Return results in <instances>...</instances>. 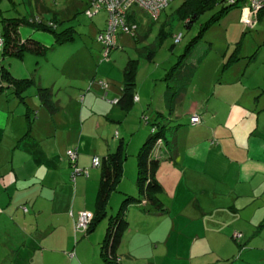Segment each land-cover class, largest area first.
<instances>
[{"label":"crops","instance_id":"1","mask_svg":"<svg viewBox=\"0 0 264 264\" xmlns=\"http://www.w3.org/2000/svg\"><path fill=\"white\" fill-rule=\"evenodd\" d=\"M242 10L241 22L252 29L264 19L263 14L251 15L247 7ZM245 11L249 14L244 22ZM35 18L58 24L56 16L50 19L46 14L28 21ZM18 20L22 21L17 27H7L15 43L33 40L46 50L57 46L53 34L43 39L26 18ZM144 48L140 58L147 61ZM258 52L241 70L234 68L236 63L230 68L224 63L218 80L209 81L207 90L197 89L193 99L189 94L194 80L178 79L189 68L187 58L179 61L183 62L181 68L176 65L168 74L167 88L156 101L155 94H143L136 84L134 102L127 109L112 102L123 95L124 70L130 60L125 66L115 67L111 62L96 66L100 80L108 82L106 90L98 77L85 94L83 86L76 88L75 81L54 82L50 89V101L56 108L53 112L36 92L27 95V91L24 102L11 89L0 94V215L11 224L4 230H17L22 237L21 249L11 251L10 262L264 264V68L260 74L261 70L252 66ZM31 54L14 57L23 62L20 73H31L25 65ZM234 58L237 62L236 54ZM152 61L154 58L148 62ZM196 67L186 75L193 76ZM9 71L19 80L26 76L18 78L12 69ZM232 74L240 77L233 79ZM30 80L37 84L35 77ZM55 83H60L58 91ZM39 84L41 88L42 79ZM146 113L148 117L142 119ZM194 115L201 118V124H191ZM142 121L147 126L143 127ZM124 125L130 126L126 129ZM139 130L143 136L127 142L126 136L132 138ZM153 130L163 135L151 153V159L158 162L156 179L163 188L158 196L161 207L144 200L128 207L124 217L128 225L115 251L118 258L109 260L103 249L111 223L119 214L114 213L116 206L111 203L115 199L121 208L126 198H141L137 156ZM121 140L127 158L118 191L113 193L103 219L89 233L76 236L79 214L87 212L93 221L98 218L102 169L93 167L92 161L114 153ZM69 150L78 153L77 167L88 171V176L75 182ZM133 155L136 162L129 163ZM235 233L243 235L240 241L234 240Z\"/></svg>","mask_w":264,"mask_h":264},{"label":"rangeland","instance_id":"2","mask_svg":"<svg viewBox=\"0 0 264 264\" xmlns=\"http://www.w3.org/2000/svg\"><path fill=\"white\" fill-rule=\"evenodd\" d=\"M186 1H172L156 21L147 13L135 9L140 24L139 36L143 40L138 42L129 35H120L118 47L111 52L108 58H104V48L98 41V35L106 27V13L101 11L94 19H89L84 14L89 9L86 0H0L1 16H3H0V37L3 39L5 38V29H3L2 18L7 21V25L12 24L14 19L24 17L29 20L28 18L32 16L42 17L44 14L50 19L56 16L59 32L67 31L70 28L75 29L77 32L75 40L66 45L54 46V48L46 50L45 54L41 56L27 55L25 65L31 70L28 75L19 72L23 68L21 60L3 56L1 50L0 65L9 70L12 69V72L18 78L23 75H26L23 79L28 80L35 77L37 84L28 90L27 95L35 92L38 94L40 79L43 80V86L41 87L43 89H51L54 82L57 81H75L77 82V85L74 84L76 88L80 87L78 85L83 86L82 94H85L92 87L95 79L102 78V75L96 74L95 68L98 64L103 65L111 62L117 67V65L125 66L131 59H139L140 69L136 78L137 87L140 86L145 95L152 96L155 94L154 101H156L167 88L165 79H168V74L172 72L176 65L179 67L183 63L182 61L179 63V61L183 59L182 55L186 53L188 45L193 39L201 36L199 44L192 54L187 57L186 62L190 64L189 68L186 69V73L182 78L178 77V79L187 80L191 78L194 80L192 83V88H194L189 94L191 99L195 98L197 89L207 90L209 81L218 80L220 71L225 68V65H229L228 68H230L233 63H236L234 68H240L241 70L251 61L257 50L259 52L252 62V66L255 71L260 69V74H262L264 68V19L252 29L241 22L242 19L240 20L243 13L242 8L246 3L239 4L237 8H233L227 13H224L225 5L220 3L203 13L191 25V28H188L179 14ZM44 9L48 11L43 13L42 10ZM245 14L244 22L248 21L249 13L245 11ZM262 14L264 15V13ZM100 28L101 31L99 32ZM26 29L28 28L26 27ZM36 33L43 39L46 36L52 37L50 33L45 31L39 30ZM180 34L183 36L182 40L179 44H176L175 37ZM157 37L166 38L159 42L156 40ZM151 45L157 48L158 53L155 55L154 61L148 62L140 58V50ZM234 54L238 57L236 58L238 63L233 61L235 59ZM195 65L197 67L194 75L187 76L186 74L190 73L191 70L194 72L193 67ZM63 69L65 72L62 73ZM232 77L236 79L240 75L235 76L232 74ZM99 80L100 78L97 81ZM59 86L60 83H55L57 91ZM80 99L79 97V102H81ZM112 104H114V101ZM145 117H148V113L142 119ZM142 125L143 127L147 126L144 121H142ZM129 126L127 125L125 128L128 129ZM141 136H143V132L139 130L132 138L126 136V140L127 142L137 140ZM132 147L134 146L132 145ZM129 153L135 154L133 151H129ZM131 160L132 163L133 161L136 162L134 155L129 159V163ZM129 163L127 165L128 176L132 173ZM114 196L119 198L120 195L116 193ZM111 205L116 206L114 213H119L120 207L119 204H115V199H113ZM112 206L109 209L110 213H113ZM5 226L11 227V224L4 216L0 215V264H15L14 261L10 262L9 260L12 256L11 251H14L17 247L19 250L21 249L22 237L17 230L13 231L12 229V232L8 233L4 230Z\"/></svg>","mask_w":264,"mask_h":264},{"label":"trees","instance_id":"3","mask_svg":"<svg viewBox=\"0 0 264 264\" xmlns=\"http://www.w3.org/2000/svg\"><path fill=\"white\" fill-rule=\"evenodd\" d=\"M247 0H239L236 6H226L224 0H187L183 7L180 9L179 14L184 19L186 26L191 28V25L197 21V19L205 12L213 8L214 6L223 3L225 5L224 13L229 12L233 8H237L239 4L246 3ZM38 19L39 22H33V20ZM31 21H26L29 26H34L38 30L51 33L56 38V45L63 46L75 40L74 29L70 28L67 31L62 33H57L58 24L51 22V24L44 23L39 18H35ZM218 20V19H217ZM6 22V20H4ZM12 24H7L5 26L6 30V40L3 39L4 44L2 47L3 56L17 57L22 58L25 53H34L43 55L46 52V48L40 43L33 40H26L23 43H15L16 38L12 37V34L9 32V27H17L18 21L22 20H13ZM140 25V24H139ZM140 27V26H139ZM13 33H16V30L13 29ZM182 35V34H181ZM139 36V34H138ZM138 36L135 39H138ZM183 37V36H182ZM166 37H158V41L165 39ZM201 36L192 40V42L186 48V53L182 55V58H187L197 45L200 42ZM180 43V42H179ZM178 43V44H179ZM146 52V60L151 61L157 52L156 47L144 48ZM140 62L139 60H130L124 70V83H123V95L120 100H118V105L127 109L130 108L135 99V89H136V77L138 73ZM35 83L33 80L16 79L9 69L0 66V94L7 92L9 89L12 90V94L24 102L26 92L34 86ZM38 97L41 103L50 111L53 112L56 108L52 105L51 99V90L39 88ZM151 138L145 143L140 152L138 153V169H139V179L138 186L141 194V198L135 200L134 198H126L121 205L118 216L111 223V228L109 230L108 237L106 239L103 254L105 258L109 260H117L116 248L120 243L122 234L127 228L128 222L125 220V213L130 205L134 202L142 204V201H146L147 204H151L155 207L160 208V200L158 196L163 192V188L156 179V173L158 170V162L151 159V153L156 143L163 141V135L160 132L153 130ZM127 158V151L125 147V142L120 141L116 151L114 153L108 154L106 157L101 159L102 176L99 189V197L97 200V214L98 218L92 220L91 225L87 230L89 233L96 225L103 219V216L106 213V209L109 205L110 199L113 193L118 191V187L125 174V162ZM72 174V173H71ZM2 210L0 209V213ZM90 216V215H89ZM84 234V233H82ZM78 234H76L77 236ZM119 264V263H118Z\"/></svg>","mask_w":264,"mask_h":264},{"label":"built area","instance_id":"4","mask_svg":"<svg viewBox=\"0 0 264 264\" xmlns=\"http://www.w3.org/2000/svg\"><path fill=\"white\" fill-rule=\"evenodd\" d=\"M89 9L84 13L89 19H94L101 11L106 13V27L98 35V41L104 48V58H108L111 52L118 47V38L120 35H129L132 38H136L139 34V22L138 16L135 13V9L145 12L150 15L153 20H157L162 12L168 7V5L174 0H86ZM226 6H236L239 0H224ZM251 15L259 16L264 13V0H247L246 5ZM33 22H39L38 19ZM182 40V35L175 37V43L178 44ZM4 41L0 37V48L3 47ZM99 85L106 90L108 88V82L106 80H100ZM118 100H114V104H117ZM147 120V119H146ZM201 118L198 115L191 117V124H201ZM67 156L70 159V163L76 165L78 159V153L76 150L67 151ZM93 167L99 168L101 166V159L95 157L92 161ZM78 175L88 176L86 169H75L73 177ZM24 211H27L24 208ZM91 225V217L87 212H82L75 223V234L86 233ZM243 235L241 233H235L233 238L235 241H240ZM74 256V254H71Z\"/></svg>","mask_w":264,"mask_h":264},{"label":"bare ground","instance_id":"5","mask_svg":"<svg viewBox=\"0 0 264 264\" xmlns=\"http://www.w3.org/2000/svg\"><path fill=\"white\" fill-rule=\"evenodd\" d=\"M169 6V5H168ZM118 104V103H117ZM70 160V159H69ZM72 167H73V171H72V174H71V179H72V181L73 182H75L76 181V179L78 178V177H80V176H86V175H78V176H76L75 178L73 177V173H74V170L77 168V169H80V168H78L77 167V165H73L72 164ZM82 170V169H81Z\"/></svg>","mask_w":264,"mask_h":264}]
</instances>
